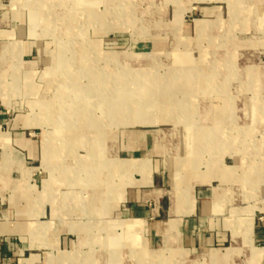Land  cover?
I'll use <instances>...</instances> for the list:
<instances>
[{
	"label": "rangeland",
	"instance_id": "obj_1",
	"mask_svg": "<svg viewBox=\"0 0 264 264\" xmlns=\"http://www.w3.org/2000/svg\"><path fill=\"white\" fill-rule=\"evenodd\" d=\"M14 1L3 11L36 50L22 109L43 121L34 137L50 147L46 200L57 209L46 244L19 264H220L214 249L166 245L130 221L118 163L138 130L154 133L172 192L193 185L241 234L253 210L263 230L264 0ZM247 252L222 264H262Z\"/></svg>",
	"mask_w": 264,
	"mask_h": 264
},
{
	"label": "crops",
	"instance_id": "obj_2",
	"mask_svg": "<svg viewBox=\"0 0 264 264\" xmlns=\"http://www.w3.org/2000/svg\"><path fill=\"white\" fill-rule=\"evenodd\" d=\"M12 1V4L16 2ZM4 6L0 0V10L3 11ZM1 16L0 264H19L21 260L29 259L25 255L30 250L46 244L44 234L49 225L45 217L48 212L53 215V211L56 215L57 209L52 200H46L51 186L49 176H45L49 160L48 152L44 153L45 140L36 141L34 137V125L43 121L32 120L22 109L27 97L23 86L31 85L29 78L32 74L30 62L25 58L36 50L28 33L24 35L22 28L12 25L17 19L16 14L10 12L8 15L3 11ZM20 86L23 92L18 98L17 87ZM8 109L15 110L10 119L5 112ZM47 147L50 149L48 143ZM125 148L129 153L118 166L122 173L128 165L130 180L119 183L117 187L122 191L121 204L126 205V211L132 216L130 221H138L139 226L143 224L151 237L159 235L166 245H178L189 250L214 249L215 261L220 264L228 259L237 260L240 252L246 249L249 261L258 263L261 260L264 264V227L262 231L258 229L253 210H250L246 218L247 228L241 234L231 223L227 226L222 210L216 208L206 193L194 191L193 185L187 183L184 192H172L153 132H133L131 142ZM105 175L108 178L109 173ZM31 176H36L40 188L35 195L38 210L30 207V200L34 198L30 193V182H35ZM203 180L199 178L196 182ZM108 182V179L102 180L109 190ZM46 183H49L48 187ZM238 211L237 208L230 210L231 213ZM37 234L42 238H37ZM227 250L228 253H223ZM214 251L220 253L217 255Z\"/></svg>",
	"mask_w": 264,
	"mask_h": 264
},
{
	"label": "bare ground",
	"instance_id": "obj_3",
	"mask_svg": "<svg viewBox=\"0 0 264 264\" xmlns=\"http://www.w3.org/2000/svg\"><path fill=\"white\" fill-rule=\"evenodd\" d=\"M46 1H47V0H46ZM62 47H63V46H62ZM63 48H64V47H63ZM65 66H66V65H65ZM184 75H185V74H184ZM179 77H180V76H179ZM93 82H94V81H93ZM92 84H93V83H92ZM65 91H66V90H65ZM92 91H93V90H92ZM92 91H91V92H92ZM118 92H119V91H118ZM146 92H147V91H146ZM86 93H87V92H86ZM92 93H93V92H92ZM115 93H116V92H115ZM144 93H145V92H144ZM120 94H121V92H120ZM147 94H148V93H147ZM94 95H95V94H94ZM154 95H155V94H154ZM112 96H113V95H112ZM85 97H86V96H84V99H85ZM102 98H103V97H102ZM104 98H106V97H104ZM119 98H120V97H119ZM80 99H81V98L76 97V98H75L76 103H78V101L81 102ZM84 99H83V100H84ZM85 102H86V101H85ZM69 104H70V103H69ZM74 105H75V104H74ZM60 106H61V105H60ZM85 106H86V105H85ZM67 107H68V105H67ZM71 107H72V106H71ZM80 107H81V106H80ZM80 107L77 106L76 108L79 109ZM116 107H117V106H116ZM74 108H75V107H74ZM85 108H86V107H85ZM85 108H84V109H85ZM58 109H59V108H58ZM78 109H76V110H78ZM87 109H88V108H87ZM73 111H74V110H73ZM70 114H71V113H70ZM72 117H73V116H72ZM64 118H65V117H64ZM64 118H63V119H64ZM64 120H65V119H64ZM64 120H63V121H64ZM70 121H71V120H70ZM142 122H147V123H148L149 120H147V119H146V120H142ZM73 123H74V122H73ZM65 125H66V123H65ZM67 125H68V124H67ZM67 127H68V126H67ZM61 139H62V138H61ZM45 141H46V140H45ZM47 143H48V142L46 141V142H45V145H44V153H47V152H48ZM49 148H50V147H49ZM45 155H46V154H45ZM47 158H48V157H47ZM125 168L127 169V166H125ZM48 185H49V183H46V187H47ZM51 185H52V184H51ZM176 217H177V216H176ZM120 244H121V243H120ZM122 245H123V244H122ZM117 246H118V245H117ZM122 248H123V247H122ZM111 251H112V250H111ZM122 251H123V249H122ZM107 253H108V252H107ZM112 253H114V252L112 251ZM62 255H63V254H62ZM107 256H108V255H107ZM126 256H127V255H126ZM63 257H64V256H63ZM53 259H54V258H53ZM64 259H65V258H64ZM147 260H148V259H147ZM161 260H162V259H161ZM52 261H53V260H51V259H49V258L47 259V263H50V264H51ZM138 261H139V260H138ZM54 264H56V263H54Z\"/></svg>",
	"mask_w": 264,
	"mask_h": 264
}]
</instances>
